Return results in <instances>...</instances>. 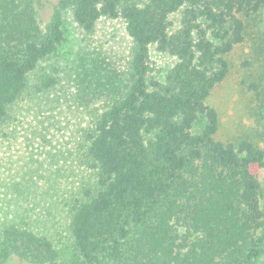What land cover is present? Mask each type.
I'll use <instances>...</instances> for the list:
<instances>
[{
	"label": "trees",
	"instance_id": "obj_1",
	"mask_svg": "<svg viewBox=\"0 0 264 264\" xmlns=\"http://www.w3.org/2000/svg\"><path fill=\"white\" fill-rule=\"evenodd\" d=\"M262 7L264 0H0V128L28 74L63 41L65 11L86 33L102 17L120 18L131 39L121 73L95 59L75 83L83 102L106 97L81 146L94 185L70 206L80 264H261L264 148L243 136L217 139L208 97ZM151 46L175 59L162 79L151 73ZM54 82L41 75L36 89ZM0 246L6 261L61 264L52 242L27 228L4 229Z\"/></svg>",
	"mask_w": 264,
	"mask_h": 264
},
{
	"label": "rangeland",
	"instance_id": "obj_2",
	"mask_svg": "<svg viewBox=\"0 0 264 264\" xmlns=\"http://www.w3.org/2000/svg\"><path fill=\"white\" fill-rule=\"evenodd\" d=\"M178 17H170L174 27ZM63 32L59 46L28 74L23 94L0 128V234L12 226L27 228L52 242L61 264H80L69 231L70 206L94 185L81 146L106 97L83 102L75 83L84 65L95 59H104L121 73L131 39L120 18L102 17L93 32L86 33L69 11L63 15ZM227 59L229 73L208 97L219 117L215 137L232 141L243 136L264 148V7L246 21L244 39ZM174 61L150 47L149 65L156 77L162 79ZM41 75L55 82L38 91ZM252 82L256 90L248 87ZM258 179L264 185V168ZM4 261L0 246V264H31L13 256Z\"/></svg>",
	"mask_w": 264,
	"mask_h": 264
}]
</instances>
